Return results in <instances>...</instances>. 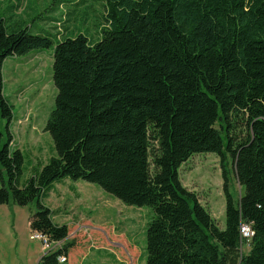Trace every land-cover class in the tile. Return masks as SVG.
<instances>
[{"label": "trees", "instance_id": "obj_1", "mask_svg": "<svg viewBox=\"0 0 264 264\" xmlns=\"http://www.w3.org/2000/svg\"><path fill=\"white\" fill-rule=\"evenodd\" d=\"M72 1L54 0L47 11L57 13L45 18L67 34H32L33 0H0V206L35 202L30 229L61 243L69 227L44 200L59 181L83 180L152 211L146 264H264V0H93L80 13L92 20L89 35L68 30L77 18L60 12ZM50 49L57 94L45 131L56 154L38 169L28 161L25 177L3 70L9 58ZM195 154L220 157L224 229L180 179ZM244 223L254 231L248 243ZM74 246L38 264H61Z\"/></svg>", "mask_w": 264, "mask_h": 264}, {"label": "rangeland", "instance_id": "obj_2", "mask_svg": "<svg viewBox=\"0 0 264 264\" xmlns=\"http://www.w3.org/2000/svg\"><path fill=\"white\" fill-rule=\"evenodd\" d=\"M72 2L69 5L65 3L60 12L65 16L71 13L69 20L71 16L77 18V21L66 23L70 25L68 30L77 27V31L92 34V20L84 24L80 21V13L84 9L91 12L90 5L94 1L86 0L81 5H78L81 0ZM52 3L54 0H33V20L28 21L32 34L51 30L48 29L51 26H57L53 31L67 34L64 26L45 19L57 13L47 11ZM95 7L100 9L99 5ZM52 55L53 49L30 52L7 59L4 65V95L14 107L10 131L14 138L13 146L22 150L27 159L25 177L31 171L28 161L31 160L33 168L38 169L56 154L51 135L45 131L57 94ZM5 126L6 121H2L0 129L5 131ZM227 169L230 191L239 200L244 189L238 183L230 160ZM179 172L182 184L198 195L218 226L224 229L226 198L220 157L216 154H195ZM59 182L55 185L57 190H52L44 204L55 211L56 223L68 225V238L44 249L42 241L31 239L34 232L29 222L37 212L35 202L26 207L0 206L1 264H38L43 255L69 242H74L75 246L70 249L64 264H146L147 225L152 214L149 208L125 205L100 186L87 181L64 179ZM4 208L9 211H4ZM249 249L248 245L243 247V255Z\"/></svg>", "mask_w": 264, "mask_h": 264}, {"label": "built area", "instance_id": "obj_3", "mask_svg": "<svg viewBox=\"0 0 264 264\" xmlns=\"http://www.w3.org/2000/svg\"><path fill=\"white\" fill-rule=\"evenodd\" d=\"M240 230H241V234H242L243 239H245L246 242L248 243V242L251 240V238H252V236H253V234H254V231H253V229H252V226H251L250 224H246V223H244V224L241 225ZM31 239H32V240L38 239V240L42 241V242H43V245L45 246L44 249H49L48 247H49L50 245H54L53 243H51V242L49 241V239H48L46 236H44V235H42V234H40V233H36V232H34V233L31 235ZM59 262H60L61 264L66 263V262H67V258H66V256H60V257H59Z\"/></svg>", "mask_w": 264, "mask_h": 264}, {"label": "crops", "instance_id": "obj_4", "mask_svg": "<svg viewBox=\"0 0 264 264\" xmlns=\"http://www.w3.org/2000/svg\"><path fill=\"white\" fill-rule=\"evenodd\" d=\"M1 206H3V205H1ZM7 206V205H6ZM13 207V206H12ZM4 211H9V209L8 208H4ZM29 225H30V222H29ZM70 255V252H69V254H68V256ZM68 260H69V258H68Z\"/></svg>", "mask_w": 264, "mask_h": 264}]
</instances>
